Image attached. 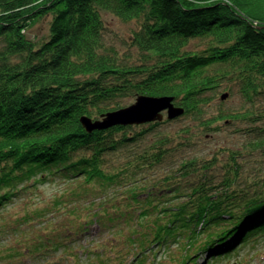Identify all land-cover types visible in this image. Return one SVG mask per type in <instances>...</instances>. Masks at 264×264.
<instances>
[{"label":"trees","instance_id":"16d2710c","mask_svg":"<svg viewBox=\"0 0 264 264\" xmlns=\"http://www.w3.org/2000/svg\"><path fill=\"white\" fill-rule=\"evenodd\" d=\"M104 14L136 24L122 53ZM46 19L47 34L30 36ZM225 84L241 107L211 116L209 94ZM139 95L171 97L183 114L83 128L81 118L99 120ZM182 119L190 123L167 132ZM218 122L244 127L215 181L214 166L177 153L195 127ZM253 154L264 161V0H0V209L53 178L122 189L121 206L141 220L126 238L135 264L172 243L185 247L180 264H212L264 235V177L251 179L264 166L244 169ZM86 224L65 230L80 239ZM68 242L47 237L35 250Z\"/></svg>","mask_w":264,"mask_h":264},{"label":"rangeland","instance_id":"374dc122","mask_svg":"<svg viewBox=\"0 0 264 264\" xmlns=\"http://www.w3.org/2000/svg\"><path fill=\"white\" fill-rule=\"evenodd\" d=\"M48 21L46 19L39 22L29 32L30 36H45ZM103 24L109 41L114 42L120 53L126 50L125 40L136 29L135 22L126 23L104 14ZM224 93H229L227 84L209 94L211 99L208 114L211 116L218 111L238 110L241 107L236 93L221 100ZM187 123H190L189 119H182L172 122L165 129L174 134ZM215 126V131L207 132L195 127L190 143L182 147L177 155H180L179 159L197 157L201 161H207L209 166H214L210 174L215 175V181H219L222 167L217 166H226V162L228 164L227 148L235 150L242 143V136L236 130L244 125L218 122ZM246 158L245 175L250 166H264V161H260L257 155ZM242 160L244 159H240ZM260 169L264 170V167ZM263 173L255 177L251 172V179L264 177ZM124 195L125 190L122 189L105 192L100 191L98 185H89L83 181L64 183L58 178L44 184L30 185L26 191L19 192L5 208L0 209V264H135L136 260L132 259L130 252L133 242L128 244L126 238L130 229L133 231L141 220L121 206L125 201ZM102 213L104 214L101 215ZM35 214L41 215L36 217ZM85 222L91 226L89 233L79 237L80 239L70 238L72 233L65 229L75 228ZM57 235L63 241H69L66 249L62 247L58 251L48 249L45 252L35 250L41 246V239L44 241L47 237L51 239ZM47 241L46 243L49 242ZM54 243L61 245L57 241ZM184 249V246L176 247L172 243L169 247H160L155 256L147 250L146 261L139 264H180ZM207 257L208 253L203 255V258ZM198 262L203 264L201 257ZM212 264H264V235L247 244L239 254Z\"/></svg>","mask_w":264,"mask_h":264},{"label":"water","instance_id":"95a60500","mask_svg":"<svg viewBox=\"0 0 264 264\" xmlns=\"http://www.w3.org/2000/svg\"><path fill=\"white\" fill-rule=\"evenodd\" d=\"M226 98V94L221 96V100ZM163 113L168 120H172L181 116L183 109L174 107L171 97L139 95L128 106L107 113L99 120L92 121L85 117L81 118V124L87 132H92L113 126L142 125L162 121Z\"/></svg>","mask_w":264,"mask_h":264}]
</instances>
